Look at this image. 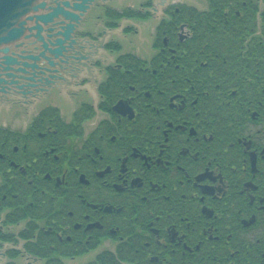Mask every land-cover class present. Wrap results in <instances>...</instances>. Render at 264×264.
<instances>
[{
	"label": "flooded vegetation",
	"instance_id": "1",
	"mask_svg": "<svg viewBox=\"0 0 264 264\" xmlns=\"http://www.w3.org/2000/svg\"><path fill=\"white\" fill-rule=\"evenodd\" d=\"M191 1L107 8L93 79L0 116V264H264V0Z\"/></svg>",
	"mask_w": 264,
	"mask_h": 264
},
{
	"label": "water",
	"instance_id": "2",
	"mask_svg": "<svg viewBox=\"0 0 264 264\" xmlns=\"http://www.w3.org/2000/svg\"><path fill=\"white\" fill-rule=\"evenodd\" d=\"M145 1L0 0V116L22 111L33 118L54 91L67 93L82 79H93L94 63L108 54L107 38L120 34L106 31L96 42L86 37L102 31L96 16ZM169 2L154 4L164 9Z\"/></svg>",
	"mask_w": 264,
	"mask_h": 264
},
{
	"label": "rangeland",
	"instance_id": "3",
	"mask_svg": "<svg viewBox=\"0 0 264 264\" xmlns=\"http://www.w3.org/2000/svg\"><path fill=\"white\" fill-rule=\"evenodd\" d=\"M185 3L189 4V5H197V3L195 1H191V0H183ZM121 7V6H119ZM123 7H139V4H128V5H125Z\"/></svg>",
	"mask_w": 264,
	"mask_h": 264
}]
</instances>
